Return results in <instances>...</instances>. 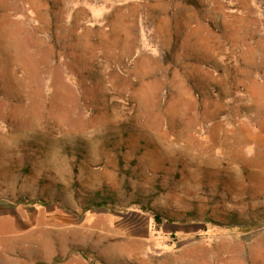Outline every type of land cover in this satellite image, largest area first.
<instances>
[{"label":"rangeland","instance_id":"1","mask_svg":"<svg viewBox=\"0 0 264 264\" xmlns=\"http://www.w3.org/2000/svg\"><path fill=\"white\" fill-rule=\"evenodd\" d=\"M2 202L0 264H264V0H0Z\"/></svg>","mask_w":264,"mask_h":264},{"label":"crops","instance_id":"2","mask_svg":"<svg viewBox=\"0 0 264 264\" xmlns=\"http://www.w3.org/2000/svg\"><path fill=\"white\" fill-rule=\"evenodd\" d=\"M8 206H9L8 202L0 203V207L6 208L7 210H8ZM7 210L6 212H0V220L4 222L2 225L0 224V232H2V234H5L3 237H8L9 232L14 233L15 221H14V211L12 205H11L10 213ZM9 222H10V226H9Z\"/></svg>","mask_w":264,"mask_h":264},{"label":"trees","instance_id":"3","mask_svg":"<svg viewBox=\"0 0 264 264\" xmlns=\"http://www.w3.org/2000/svg\"><path fill=\"white\" fill-rule=\"evenodd\" d=\"M37 201H32V203H36ZM97 207H102V206H104V204H102V203H99V204H97L96 205ZM158 218V217H157Z\"/></svg>","mask_w":264,"mask_h":264}]
</instances>
